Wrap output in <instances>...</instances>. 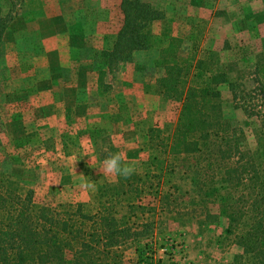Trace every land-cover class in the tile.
I'll return each instance as SVG.
<instances>
[{
  "label": "rangeland",
  "instance_id": "374dc122",
  "mask_svg": "<svg viewBox=\"0 0 264 264\" xmlns=\"http://www.w3.org/2000/svg\"><path fill=\"white\" fill-rule=\"evenodd\" d=\"M145 1L164 14L152 25L159 43L173 33L196 43V54L212 53L213 68L253 96L257 55H264V0ZM0 15L7 21L0 41V176L33 189L39 203L91 202L97 191L84 192L79 177L97 188L115 182L97 168L109 152H124L136 168L137 158L149 154V127L170 142L181 105L153 93L162 70L152 64L158 50L137 51L98 79L95 52L110 47L122 25L120 0H0ZM220 90L225 117L253 147L256 118L234 105L227 83ZM224 225L223 218L201 226L158 210L150 237L157 264H229L238 248L222 240Z\"/></svg>",
  "mask_w": 264,
  "mask_h": 264
},
{
  "label": "trees",
  "instance_id": "16d2710c",
  "mask_svg": "<svg viewBox=\"0 0 264 264\" xmlns=\"http://www.w3.org/2000/svg\"><path fill=\"white\" fill-rule=\"evenodd\" d=\"M120 9L112 45L95 52L98 79L137 51L158 50L153 93L181 105L170 142L149 127L148 157L137 158L130 178L100 184L91 202L39 203L33 189L2 174L0 264H157L150 237L158 210L201 226L223 218L222 240L238 248L229 264H264V55H257L259 86L249 100L213 68L212 53L199 56L196 43L177 36L158 42L152 25L161 10L145 0H120ZM6 28L0 15V41ZM224 83L234 105L256 118L253 147L224 115Z\"/></svg>",
  "mask_w": 264,
  "mask_h": 264
},
{
  "label": "clouds",
  "instance_id": "9594fccd",
  "mask_svg": "<svg viewBox=\"0 0 264 264\" xmlns=\"http://www.w3.org/2000/svg\"><path fill=\"white\" fill-rule=\"evenodd\" d=\"M77 161L74 160L73 163ZM90 166L97 167L93 164L92 158L90 159ZM98 171L105 177H110L114 180L119 178H130L135 172V166L130 163L124 152H109L104 158L100 166L97 167ZM75 171V168H74ZM76 172V171H75ZM77 173V172H76ZM80 188L88 194H94L97 191V185L84 176H80Z\"/></svg>",
  "mask_w": 264,
  "mask_h": 264
},
{
  "label": "crops",
  "instance_id": "0c3cea01",
  "mask_svg": "<svg viewBox=\"0 0 264 264\" xmlns=\"http://www.w3.org/2000/svg\"><path fill=\"white\" fill-rule=\"evenodd\" d=\"M56 8V7H55ZM54 8V9H55ZM56 11V12H55ZM55 11H51V12H53L55 15L57 14V8L55 9ZM59 11V10H58ZM60 12V11H59ZM57 18V17H56ZM170 19V18H169ZM169 35H176L175 33H173V34H169ZM52 41L54 40V41H56L57 42V38L55 37V36H52ZM50 41V40H49ZM44 43V42H43ZM43 93V90L41 91V93H40V95ZM52 103H55L56 105H58L56 102H54L53 100H52Z\"/></svg>",
  "mask_w": 264,
  "mask_h": 264
}]
</instances>
